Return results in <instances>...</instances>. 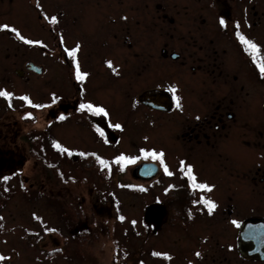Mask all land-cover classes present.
Returning <instances> with one entry per match:
<instances>
[{
    "label": "rangeland",
    "instance_id": "obj_1",
    "mask_svg": "<svg viewBox=\"0 0 264 264\" xmlns=\"http://www.w3.org/2000/svg\"><path fill=\"white\" fill-rule=\"evenodd\" d=\"M235 32L264 62V0H0V264H264L237 253L264 220V83ZM207 51L231 88L195 71ZM173 89L169 113L136 100ZM148 160L157 176L134 180Z\"/></svg>",
    "mask_w": 264,
    "mask_h": 264
},
{
    "label": "flooded vegetation",
    "instance_id": "obj_2",
    "mask_svg": "<svg viewBox=\"0 0 264 264\" xmlns=\"http://www.w3.org/2000/svg\"><path fill=\"white\" fill-rule=\"evenodd\" d=\"M221 18H218V21H219V23L221 24V27H222V30H224V28H225V26H226V22L224 21V19H221ZM224 23V24H223ZM224 35H227V34H224ZM230 36H231V38L233 39V37H232V34L230 33L229 34ZM239 35L240 34H238L237 32H235V33H233V36H234V39H235V42L236 43H238V45H239V50H240V52L242 53V55L247 59V63H246V65L248 66V70H250L251 71V74L253 75V77H254V79H255V81H256V83H264V71H256L253 67H252V64H255L258 68L260 67V69H262V68H264V62H263V60H262V58H261V55H260V52H262L263 50H262V48L263 47H261L262 45L257 41V44L255 43V42H252V41H250L251 39H246V37H245V41L244 42H242L240 39H239ZM241 36V35H240ZM201 40V39H200ZM197 42H198V39H197ZM210 44H211V41H210V39H208V41H207V46H210ZM249 45H255V50H253V48H251ZM249 47L252 51L250 52V56H248L249 55V53L248 52H246V50L244 49V48H246V47ZM212 48H213V46H212ZM248 49V48H247ZM213 50V49H212ZM217 50V53L215 54L216 56H221L223 53H222V51H220V49L219 48H217L216 49ZM171 54H175L177 57H179V55L178 54H176V53H170L169 54V57H170V55ZM221 54V55H220ZM206 55H209V58H205V61H201V59H200V61L198 62V68H197V70H195V71H198V72H201L202 73V75L204 76L205 75V78L206 77H209V78H211V83H212V85H216V80H217V84L219 85V86H225V88L226 87H228V88H231V86H232V84H233V81L235 80V78L234 77H232V74L226 69V67H225V65H224V60H218V58H215V56H211V53L209 52V51H207L206 52ZM177 57H176V59H177ZM200 58L202 57V56H199ZM208 59V60H207ZM18 72V71H17ZM15 74H16V71H15ZM17 75V74H16ZM257 75V76H256ZM19 76V75H18ZM21 76H22V74H21ZM222 81H224V83L222 82ZM235 82V81H234ZM175 91H173L172 90V93L171 92H169L168 90H163V91H166V92H168L169 94H170V96H171V99H172V107H171V110L169 111V112H171L172 111V109H173V106L175 107V108H179L180 107V104H181V96H179V92L178 93H176V89H174ZM211 90V89H210ZM144 92V91H143ZM142 93V92H141ZM140 93V94H141ZM221 96L222 95H219V98H215L216 100H222L223 98H221ZM138 97V96H137ZM136 97V98H137ZM176 97H178V104H179V106H178V104L176 103ZM212 100V102H213V105L211 106V108H210V110H212L211 111V113H212V115L213 116H210V117H206V119L209 121V120H212L213 119V122H217V123H219L220 125H223V120L220 118V117H218V113L216 114V112L217 111H220V109H221V106H222V104H219V102H221V101H219V102H217L216 100ZM137 100V99H136ZM138 102V101H137ZM139 103V102H138ZM140 104V103H139ZM216 104H219V105H216ZM141 105V104H140ZM142 106V105H141ZM144 107V106H143ZM146 108V107H145ZM148 109V108H147ZM148 110H151V109H148ZM222 110L223 111H225V113H227V109L226 108H222ZM151 111H155V110H151ZM155 112H159V111H155ZM169 112H159V113H169ZM226 120L228 121V120H231L232 119V116H230L229 114H227L226 116ZM199 119L201 118L202 119V117H198ZM207 120H205V121H203V124H205V125H207ZM192 129V130H191ZM190 130H189V133L188 134H192V133H194V138L193 139H197V138H199V135H200V133L199 132H197L198 130L196 129V124H195V126L194 127H192ZM213 129H214V131L217 129V125H215V126H213ZM8 153V150H5V149H0V156H3L5 159H6V163L3 165V167L2 168H4L5 167V165H7V163L9 162V158L7 157V156H5L6 154ZM140 163H150V164H153L155 167H156V169H157V173H156V175L154 176V177H156L157 176V174H158V169H160V167H159V165L157 164V163H155V162H153V161H142V162H138V163H136L135 165H137V164H140ZM186 163V159H182V161H180V164H185ZM160 164V163H159ZM187 164V163H186ZM134 165V166H135ZM133 166V167H134ZM133 167H132V169H133ZM179 167V166H178ZM1 168V169H2ZM153 177V178H154ZM153 178H151V179H153ZM150 179V180H151ZM146 181H148V180H146ZM259 183H260V180H259ZM196 187H197V184H193L192 186H191V184H189L188 185V188H189V190H191V191H193V190H195L196 189ZM176 200V199H175ZM174 200V201H175ZM247 220H249V219H247ZM262 220V219H261ZM246 220H244L242 223H241V225H240V228H241V226H242V224L245 222ZM240 228H239V231H240ZM82 231V230H81ZM238 239H237V244H238V247H237V253H238V256L243 260H251V261H254V262H257V261H259V263L260 262H262V263H264V260H260V259H258V258H253V257H250V256H243L242 255V251H241V249H240V245L239 244H245V245H247V244H255L256 243V241L254 240V239H251V238H247V239H245L244 240V238H243V240H239V232H238Z\"/></svg>",
    "mask_w": 264,
    "mask_h": 264
},
{
    "label": "water",
    "instance_id": "obj_3",
    "mask_svg": "<svg viewBox=\"0 0 264 264\" xmlns=\"http://www.w3.org/2000/svg\"><path fill=\"white\" fill-rule=\"evenodd\" d=\"M175 54H171V59H176ZM25 69L27 71L39 74L41 68L30 62L25 64ZM16 74L21 76L20 72L16 71ZM137 101L144 107L159 111V112H169L172 107V99L168 92L163 90H146L138 95ZM157 173V169L153 164L150 163H140L133 167L130 171V175L136 181H146L153 178ZM244 240L247 238L254 239L256 243L239 244L243 256H250L253 258H258L264 260V220L261 219H249L246 220L239 231V240Z\"/></svg>",
    "mask_w": 264,
    "mask_h": 264
},
{
    "label": "trees",
    "instance_id": "obj_4",
    "mask_svg": "<svg viewBox=\"0 0 264 264\" xmlns=\"http://www.w3.org/2000/svg\"><path fill=\"white\" fill-rule=\"evenodd\" d=\"M221 20V19H220ZM222 21V20H221ZM248 48V49H247ZM246 50V52L249 53L248 56H250V52L252 51L248 46L246 48H244ZM252 67L256 70V71H261L260 67L258 68L255 64H252ZM257 76V75H256ZM223 100V99H222ZM221 100V101H222ZM176 103L178 104V97H176ZM175 200V199H174ZM175 203H171L167 206L166 211L169 212V207H171L172 213L174 214L175 217V213L173 211V209L175 208ZM174 207V208H173ZM90 233L87 231H78L76 233V239L77 242L80 246L88 248L91 245H94V241L96 240V235H91L92 237H90Z\"/></svg>",
    "mask_w": 264,
    "mask_h": 264
},
{
    "label": "snow or ice",
    "instance_id": "obj_5",
    "mask_svg": "<svg viewBox=\"0 0 264 264\" xmlns=\"http://www.w3.org/2000/svg\"><path fill=\"white\" fill-rule=\"evenodd\" d=\"M53 22H55L54 19H53ZM17 35L19 36L20 34L17 32ZM25 43H28V41H25ZM249 46H250L251 48H253V50H255V45H249ZM71 55H72V56H75V52H72ZM111 66H112L111 63H109V67H111ZM261 70L264 71V68H262ZM80 78L83 79V77H80ZM173 91H175V90L173 89ZM0 95H5V96H6L7 94H6V93H0ZM178 106H179V104H178ZM117 127H119V126H117ZM162 155H163V154H161V156H162ZM188 172H189V173L191 172V169H190V168L188 169ZM207 190L210 191L211 189H207ZM211 207L214 208L215 205H211Z\"/></svg>",
    "mask_w": 264,
    "mask_h": 264
}]
</instances>
